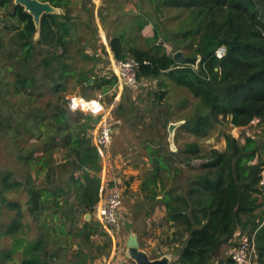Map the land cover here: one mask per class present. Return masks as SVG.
I'll return each instance as SVG.
<instances>
[{
  "label": "trees",
  "instance_id": "1",
  "mask_svg": "<svg viewBox=\"0 0 264 264\" xmlns=\"http://www.w3.org/2000/svg\"><path fill=\"white\" fill-rule=\"evenodd\" d=\"M39 1L50 2L65 11L69 5L68 0ZM160 1L164 6L188 11L185 21L190 29L184 32L186 35L195 33L191 40L195 45L194 54L200 56L197 68L180 67L171 54L165 53L162 45L157 44L161 32L156 24L147 50L134 46L125 48L123 36L111 38L108 47L114 59L135 58L140 63L139 81L166 75L175 85L188 90L202 109L192 129L194 133L199 134L201 127H208L212 120L219 121V117L232 127L246 129L252 126V121L258 120L257 128L263 130L264 0ZM2 10L0 54L12 61L9 70L19 67L13 72L11 92L19 107L9 106L12 109L7 113H0V137L10 138L12 132L18 160L34 169L35 177L43 174V179L36 182L30 173L23 180L14 179L11 170L0 167V214L8 216L3 235L14 240L9 250L0 249V264H8L12 254L18 252H21V264L91 263L112 246L93 214L99 201L101 159L87 134L100 118L81 112L71 114L67 96L59 92L65 90L63 81L77 74L82 92L112 91L114 96L117 78L113 74L95 78L87 87L91 76L83 71L71 72L65 62V40L70 33L61 20L65 14H44L39 38L34 41L37 29L21 6L13 5L12 0H0ZM147 24L151 23L144 20L140 27ZM3 35L15 45L18 53L7 50ZM58 48L63 52L58 53ZM220 48L225 50L222 58L216 56ZM52 66H55L56 76L49 77L47 82L43 73L40 78L35 76L40 67L47 70ZM158 85L160 89L166 87L164 81ZM46 86L50 87L48 90L55 101L47 103V108L26 109L28 100L34 94L44 95L36 91ZM125 92L132 96L135 91L124 88L122 97ZM156 95L163 98L164 91ZM4 103L8 105L9 101ZM121 104L116 110L121 109ZM22 136L34 138L35 143L22 148L17 141ZM224 139L222 151L210 149L201 155L198 146L192 144L186 145L189 156L183 159H176L178 153H169L172 160L198 171L181 192L166 191L159 178L163 172L168 176V159L158 151L150 158L154 163L149 184L160 183L165 221L180 229L181 237L187 234L176 264H210L220 246L236 234L254 235L256 264H264V210L257 212L261 207L258 182L264 168V146L248 134L242 141L231 135ZM62 149L63 163L55 165L54 154ZM195 161L197 165L192 164ZM179 165L173 168V173L180 171ZM68 166L71 170L63 171ZM75 172L78 175H74ZM20 193L25 194L27 215L38 229L37 237L32 239L24 237L21 203L11 198ZM157 195L156 187L151 189V197ZM86 214L90 215L88 221L82 219ZM72 239L78 242L70 253ZM217 264L234 262L228 257Z\"/></svg>",
  "mask_w": 264,
  "mask_h": 264
},
{
  "label": "rangeland",
  "instance_id": "2",
  "mask_svg": "<svg viewBox=\"0 0 264 264\" xmlns=\"http://www.w3.org/2000/svg\"><path fill=\"white\" fill-rule=\"evenodd\" d=\"M68 1L67 11L62 9L60 12V14L66 15L61 20L67 25L70 32L65 40V56L67 57L65 62L69 65L71 72L83 71L94 78V82L95 78L110 76L107 73V68L109 54L112 55L108 47L111 38L123 36L125 48L134 46L147 50L150 43L148 40L153 36L155 24L161 32L157 44L162 45L165 53L173 55L176 52H182L185 57L190 58L199 56L194 54L195 45L191 40L195 33L193 30V34L189 35L184 32L190 29V26L185 21L188 11L183 8L164 6L160 0H102L104 5H100V0H96L97 5L93 0ZM12 4L14 5L13 1ZM11 8L12 5L9 6L10 10ZM2 15H4L3 10L0 11L1 19ZM144 20H148L151 24L140 27ZM145 27L147 30H144ZM3 38L7 50L17 51L15 45L8 41L7 36L3 35ZM38 38L39 36L36 35L34 41H37ZM57 52L62 53L63 49L58 48ZM9 63L12 61L6 55L0 54V113L2 114L7 113L9 106L19 107V102L15 96L11 95L14 83L13 72L17 71L19 67H15L14 71L9 70ZM54 67L47 70L40 67L35 72V76L40 78L43 73L46 75L44 80L47 82L49 77L56 76L53 72ZM75 76H69L63 81L65 90L59 93L62 96H67L70 113L75 115L81 111L71 108L70 99L72 97L75 95L90 99L97 98V95L102 97L101 101L112 120L113 133L110 156L104 161L101 160L99 178L103 179L108 186L115 182L122 191V205L118 211V221L121 227L119 237L116 241L111 239L112 246L104 256L88 264H121L123 259L134 264L131 259L126 257L125 242L130 233L137 235L140 250L145 252L150 260H156L163 256H172L176 259L187 234L181 237V230L165 221V208L161 200L163 193L159 189L160 183L157 182L156 186L149 184L154 163L150 158L153 159L156 156L155 151H158L160 155L168 159H165L168 162V176L163 172L159 178L163 180L166 191L174 189L181 192L189 185V180L198 171L180 164L178 160H172L169 153H178L176 159H183L189 156V153L185 151L186 145L192 144L198 146L201 155L210 149L222 151L225 148L224 137L226 135H231L238 141H242L248 134L258 139L264 146V129L258 130L256 124L247 127L248 129L232 127L219 117V121L212 120L208 127H201L199 134L194 133L192 129L197 116L201 114V106L188 90L175 85L166 75L155 80H140L139 89L133 92L134 95L128 96V92H125L124 97H122L123 89L120 91L119 88H117L119 92H115L114 96H112V91L102 93V91L87 90L82 92ZM160 81L166 83L165 88H159ZM49 88L46 86L42 90H37L36 93H44V95L34 94L26 103L25 108H47L45 107L47 103L55 101L52 98V93L48 90ZM115 91L117 90L115 89ZM163 91V98H157L156 94L163 93ZM5 101H9V104L6 105ZM120 102H122L121 109L118 111L116 107ZM63 107H66L65 104ZM171 124L175 125L172 136L168 131ZM93 133L94 129L88 130L87 136L91 138V141ZM13 135L10 132V138L0 137V167L11 170L14 173V179L23 180L30 173L36 182L42 180L43 174L35 177L34 169H30L27 164L18 160V150L13 142L15 141ZM17 141L25 149L35 143V139L28 136H22ZM149 147H151L150 150ZM63 151L62 149L54 154L55 165L63 163ZM197 163L198 161L192 162L193 165H197ZM178 165L181 167L180 171L173 173V168ZM70 170L69 166L65 170L63 169L67 172ZM74 175H78V173L75 172ZM147 185H149L148 188ZM155 187L159 195L152 198L151 189ZM11 198L18 200L22 205L24 237L28 239L37 237V226L31 222L27 215L25 194H14ZM259 199L258 203L261 207L257 210L258 213L264 210V204L262 205L264 198ZM82 219L88 221L90 218L86 220L84 216ZM7 222L8 216L0 214V249L3 250H9L14 244V240L3 235L5 227L8 225ZM238 238V235H235L231 240L223 243L213 255L210 264H217L219 261L227 259ZM77 242L76 239L70 240L72 244L68 250L70 253L77 248ZM21 260V252H18L13 253L11 261L6 263L21 264Z\"/></svg>",
  "mask_w": 264,
  "mask_h": 264
},
{
  "label": "built area",
  "instance_id": "3",
  "mask_svg": "<svg viewBox=\"0 0 264 264\" xmlns=\"http://www.w3.org/2000/svg\"><path fill=\"white\" fill-rule=\"evenodd\" d=\"M225 54L224 48H220L216 52L218 58H222ZM140 63L135 58H127L124 60H116L109 54V63L107 73L113 74L118 81L115 91H121L124 88L136 91L139 89L140 81L137 79V72ZM102 97L97 95L95 99H84L81 96L72 97L70 106L72 109L83 112L84 114H92L99 116V122L94 127L92 136V144L96 148L97 154L101 160H106L110 156V145L112 139V127L109 114L106 112L105 106L101 101ZM258 120L252 121V124L257 125ZM99 201L94 208L95 220L99 223L101 230L112 241H116L120 234V224L118 221V211L122 205V191L120 187L114 182L113 185L108 186L100 179ZM260 190L259 198H264V168L260 172L258 182ZM264 219V213H263ZM238 241L236 245L230 250L229 257L234 264H256V249L254 246V235L236 234ZM121 264H132L123 259ZM168 264H176V259L172 258Z\"/></svg>",
  "mask_w": 264,
  "mask_h": 264
},
{
  "label": "water",
  "instance_id": "4",
  "mask_svg": "<svg viewBox=\"0 0 264 264\" xmlns=\"http://www.w3.org/2000/svg\"><path fill=\"white\" fill-rule=\"evenodd\" d=\"M14 5L21 6L25 12H27L33 20L34 26L37 29V33L35 34L39 36L40 29V20L41 17L46 14H60L62 9L53 7L50 2H41L39 0H12ZM1 21V18H0ZM173 59L176 64L180 67L190 66L197 68V65L200 61V56L196 58L185 57L182 52H176L173 55ZM94 78H91L86 86L89 87L93 84ZM175 129V125L171 124L168 128L169 134L172 136L173 131ZM90 218L89 214L85 215V219L88 220ZM126 249V257L131 259L134 264H168L172 256H163L156 260H150L145 252L140 250L138 238L135 233H130L125 242Z\"/></svg>",
  "mask_w": 264,
  "mask_h": 264
},
{
  "label": "crops",
  "instance_id": "5",
  "mask_svg": "<svg viewBox=\"0 0 264 264\" xmlns=\"http://www.w3.org/2000/svg\"><path fill=\"white\" fill-rule=\"evenodd\" d=\"M93 2H94L96 5L98 4L96 0H93ZM103 3H104V2H102V0H100V5H104ZM146 28H147V27H145L144 30H147ZM146 32H147V31H146Z\"/></svg>",
  "mask_w": 264,
  "mask_h": 264
}]
</instances>
